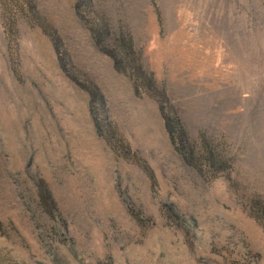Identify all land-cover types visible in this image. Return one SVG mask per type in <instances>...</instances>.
I'll list each match as a JSON object with an SVG mask.
<instances>
[{"label":"rangeland","instance_id":"obj_1","mask_svg":"<svg viewBox=\"0 0 264 264\" xmlns=\"http://www.w3.org/2000/svg\"><path fill=\"white\" fill-rule=\"evenodd\" d=\"M0 264H264V0H0Z\"/></svg>","mask_w":264,"mask_h":264},{"label":"trees","instance_id":"obj_2","mask_svg":"<svg viewBox=\"0 0 264 264\" xmlns=\"http://www.w3.org/2000/svg\"><path fill=\"white\" fill-rule=\"evenodd\" d=\"M47 206L51 208V206H49V205H47Z\"/></svg>","mask_w":264,"mask_h":264}]
</instances>
